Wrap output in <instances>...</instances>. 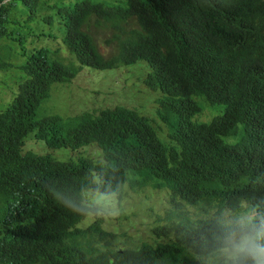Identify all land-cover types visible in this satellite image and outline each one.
Returning <instances> with one entry per match:
<instances>
[{
    "label": "trees",
    "instance_id": "1",
    "mask_svg": "<svg viewBox=\"0 0 264 264\" xmlns=\"http://www.w3.org/2000/svg\"><path fill=\"white\" fill-rule=\"evenodd\" d=\"M16 1L0 0V38L15 22ZM59 1L43 19L61 23L62 45L79 65L50 59L44 47L32 50L17 66L23 78L16 93L0 108V264H203L191 253L212 250L215 219H192L187 205L234 210L240 198L264 205V0ZM21 2L34 14L40 0ZM91 19L112 29L109 55L84 29ZM7 61L0 56V71ZM139 61L149 67L144 83L162 94L158 117L175 119L170 131L164 125L167 138L153 119L122 105L39 115L51 85L72 80L83 66ZM216 106L211 120L192 119ZM229 134L235 145L223 141ZM29 135L50 148L95 144L102 159L23 152ZM124 187L168 189L170 222L152 230L172 234L171 241L113 250L117 234L103 229V218L75 227L97 212L85 203L86 191L120 204Z\"/></svg>",
    "mask_w": 264,
    "mask_h": 264
},
{
    "label": "rangeland",
    "instance_id": "2",
    "mask_svg": "<svg viewBox=\"0 0 264 264\" xmlns=\"http://www.w3.org/2000/svg\"><path fill=\"white\" fill-rule=\"evenodd\" d=\"M59 0H40L36 12L21 0H17L12 8L9 18L15 22L7 23V34L0 38V56L9 65L4 71H0V108L4 107L17 91L18 83L21 82L23 74L17 67L26 56L34 49L44 47L48 50L50 59H58L73 66L78 62L73 54H70L62 45L61 37L63 28L57 19L44 20L43 17L52 14L54 6L51 4ZM67 3V0H62ZM108 1V0H107ZM110 1V0H109ZM114 2V1H113ZM111 3V2H107ZM85 30L94 37L99 50L104 55L114 51L113 44H107V39L112 35V29L95 24L91 19ZM109 40V39H108ZM60 48L61 52L53 51ZM149 70L144 61L130 65H120L111 69H95L83 66L77 75L67 82H54L51 85L50 94L40 104L39 115L57 114L62 118L79 114L83 111L97 113L103 108H112L122 105L138 110L153 119L158 133L167 138V130L170 131L174 117H168L165 122L158 117V104L156 98L162 94L159 90H152L144 83V77ZM200 102V100H198ZM216 113L221 107L216 106ZM215 110L204 109L193 116L195 121H209ZM201 113V115H200ZM200 115V116H199ZM199 116V118H198ZM203 119V120H201ZM165 140V139H164ZM24 151H33L37 154L49 153L57 160H76L79 156L89 157L93 160L102 159V153L95 144L79 149L50 148L39 139L29 135L22 148ZM95 193V194H94ZM86 191L84 201L96 206L99 215L103 216L102 227L117 234L112 242L113 249L119 250L126 247H135L142 242L156 243L167 241L169 236L157 238L152 228L166 222V211L169 207L168 189H152L146 187L134 191L124 187L123 198L119 200L111 196L100 203L96 202L99 191ZM110 195V194H105ZM109 209H108V208ZM187 209L193 218H215L227 209H218L214 203H203L200 206L187 205ZM94 219L89 214L84 220L77 224L78 227H86ZM210 255L204 257L207 264Z\"/></svg>",
    "mask_w": 264,
    "mask_h": 264
},
{
    "label": "clouds",
    "instance_id": "3",
    "mask_svg": "<svg viewBox=\"0 0 264 264\" xmlns=\"http://www.w3.org/2000/svg\"><path fill=\"white\" fill-rule=\"evenodd\" d=\"M214 115H216V112L207 119L211 120L213 117H215ZM222 139L225 143L229 145H235L238 142L236 137L231 134L223 136ZM107 198L108 197L104 193H97L96 202L100 203L106 200ZM94 207L97 208L96 206ZM216 207L219 209L217 205ZM224 209H227L228 211L222 212L219 216H216L215 218H207V219H215L214 227L212 231V250H210L208 253L205 254L191 253V255L197 259H200L203 264H206L204 262V257L207 255H210L207 264H264V205L263 203L259 199L249 200V199L240 198L238 201V205L235 207L234 210L230 208H224ZM89 214L94 215V219L90 223H92L97 217L103 218L102 215H99V209L97 208L96 213L94 212L86 213L79 222L84 220ZM192 219H202V218L192 217ZM169 222L170 220L166 221L165 223H169ZM77 224L75 226L76 228H82V227H78ZM163 224H159L156 226H161ZM153 234L157 238H163L165 236H169L170 238L167 241H157L154 244L147 242L153 245L157 243H164L171 241L173 237L172 234L161 235V236L156 235L154 232ZM114 240H110V245L112 249H113L112 242ZM103 243L104 242H100V245L102 246ZM135 247H130V248H135Z\"/></svg>",
    "mask_w": 264,
    "mask_h": 264
}]
</instances>
